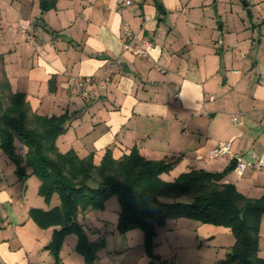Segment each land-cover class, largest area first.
I'll use <instances>...</instances> for the list:
<instances>
[{
    "label": "crops",
    "instance_id": "0c3cea01",
    "mask_svg": "<svg viewBox=\"0 0 264 264\" xmlns=\"http://www.w3.org/2000/svg\"><path fill=\"white\" fill-rule=\"evenodd\" d=\"M216 1L227 16L220 24L209 8ZM245 1L250 20L241 16L243 4V10L235 6L242 0H131L122 6L117 0H56L44 12L39 0H0V14H13L0 31L4 72L34 111L68 113L67 129L56 139L60 151L92 152L98 162L107 147L118 158L137 146L147 158L175 160L161 174L166 180L192 168L228 170L236 156H264V0ZM23 23L32 40L19 32ZM124 23L151 43L146 56L122 50ZM78 77H91L87 95L69 94ZM223 142L228 150L211 158L209 151ZM14 143L23 159L25 148ZM2 158L0 264H53L47 244L58 226L40 227L29 209L56 205L58 196L47 204L31 167L22 160L28 176H18L0 151ZM223 181L246 196L264 195V175L257 170L239 176L229 169ZM116 204L114 216L77 214L98 247L85 261L76 250L77 235L68 233L58 251L61 264H220L235 241L228 227L167 218L156 227L157 256H150L142 230L118 231ZM257 253L264 257V214Z\"/></svg>",
    "mask_w": 264,
    "mask_h": 264
},
{
    "label": "trees",
    "instance_id": "16d2710c",
    "mask_svg": "<svg viewBox=\"0 0 264 264\" xmlns=\"http://www.w3.org/2000/svg\"><path fill=\"white\" fill-rule=\"evenodd\" d=\"M55 4L56 0H39L41 12ZM3 64L0 53V151L15 163L18 176L28 175L22 160L31 167L30 173L40 180L38 193L47 204L53 194L58 196L56 205L29 209L40 227L58 226L47 244L53 264H61L58 251L68 233L77 235L76 250L85 261L94 258L98 244L88 240L77 214L103 207L111 195L117 196L120 205L118 231L140 228L150 256H157L153 253L156 227L167 218L189 217L232 231L235 241L220 264H264V257L257 253L264 195L252 198L233 183L224 182L227 168L220 172L192 168L166 180L161 174L168 172L175 160L147 158L137 146L118 158L107 147L98 162L92 152L60 151L56 139L67 129L68 113L47 116L34 111L24 92L10 88ZM16 140L25 148L23 159L16 153ZM233 165L232 161L228 168L232 170Z\"/></svg>",
    "mask_w": 264,
    "mask_h": 264
},
{
    "label": "built area",
    "instance_id": "2783aa9c",
    "mask_svg": "<svg viewBox=\"0 0 264 264\" xmlns=\"http://www.w3.org/2000/svg\"><path fill=\"white\" fill-rule=\"evenodd\" d=\"M118 5H128L131 3V0H117ZM19 32H21L27 40H32V32L30 31L29 24H20L18 28ZM124 31V40L122 41V50L131 52L134 56L143 57L148 54V48L151 43L144 39L141 36H138L131 27L124 23L123 24ZM119 59H116L118 62ZM106 80H99L101 87H105ZM91 82V77H78L72 82L69 86V94L70 95H87L86 84ZM232 120L236 121V115H232ZM229 148L228 142L219 143L214 146L209 151V156L211 158H218L222 156ZM234 165L232 167V171L241 176L245 171H253L257 170L262 175H264V156L262 157H254L249 159H243L241 156L234 157Z\"/></svg>",
    "mask_w": 264,
    "mask_h": 264
},
{
    "label": "rangeland",
    "instance_id": "374dc122",
    "mask_svg": "<svg viewBox=\"0 0 264 264\" xmlns=\"http://www.w3.org/2000/svg\"><path fill=\"white\" fill-rule=\"evenodd\" d=\"M215 5H216V7H215ZM222 5H223V3L222 2H220L219 3V7H217V1L216 2H214V3H212L211 5H210V9L212 10V13H213V16H214V18L215 19H218L220 22H219V24L221 23V20L223 21V20H225V18L227 17L226 16V14H225V12H223L224 10H223V8H222ZM236 8L238 9H240V10H243L242 8H243V6H242V3L241 2H238V3H236ZM228 13H230V9L228 10ZM234 15H235V13H233ZM6 15V16H5ZM3 14V13H1L0 14V31L1 30H4V29H6L7 28V26H8V20H9V18H8V16H12L13 14H12V12L11 11H9V12H7V14ZM241 16H242V18L243 19H245V20H250V17L248 16V14H247V12H246V10L244 11V12H242L241 13ZM16 147V146H15ZM18 149V148H17ZM20 149V148H19ZM5 154V153H4ZM6 155V154H5ZM8 157V156H7ZM10 160V159H9ZM11 161V160H10ZM1 162H3V158L1 159V161H0V163ZM4 163V162H3ZM14 163V162H13ZM5 167H7V165H6V163H4V168ZM28 175H26V176H24L25 178L27 177ZM33 176V178H35L36 180H38L39 178L36 176V175H32ZM31 184V183H30ZM31 194H33L32 192H31ZM38 195H39V193H38ZM52 198V197H51ZM55 198L56 197H54V200H55ZM116 202L119 204V201H118V199H117V196L116 195H111V196H109V197H107V199L105 200V202H104V206L103 207H100V208H88L87 210H85V212H88L89 210H94L93 212H97V213H100V214H106V215H108V216H114L115 215V213H114V209H113V207L114 206H116L117 204H116ZM120 206V205H119ZM261 219V218H260ZM117 226V225H116ZM140 229V228H138V227H135V228H132V229ZM141 230V229H140ZM259 237H260V225H259Z\"/></svg>",
    "mask_w": 264,
    "mask_h": 264
},
{
    "label": "water",
    "instance_id": "95a60500",
    "mask_svg": "<svg viewBox=\"0 0 264 264\" xmlns=\"http://www.w3.org/2000/svg\"><path fill=\"white\" fill-rule=\"evenodd\" d=\"M242 4H243V6L246 7V12H247L248 16L250 17V16H251V13H250L249 8L247 7V3H246V1H245V0H242ZM228 170H229V169H228Z\"/></svg>",
    "mask_w": 264,
    "mask_h": 264
}]
</instances>
